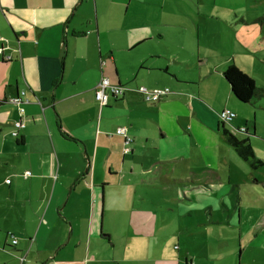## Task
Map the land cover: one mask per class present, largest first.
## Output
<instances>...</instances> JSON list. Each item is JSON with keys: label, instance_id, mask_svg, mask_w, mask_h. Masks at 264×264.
<instances>
[{"label": "crops", "instance_id": "obj_1", "mask_svg": "<svg viewBox=\"0 0 264 264\" xmlns=\"http://www.w3.org/2000/svg\"><path fill=\"white\" fill-rule=\"evenodd\" d=\"M172 4L0 0V49L9 47L0 54V264H264V210L239 203L229 218L197 220L184 206L155 205L149 187L157 182L136 171L133 149L130 157L122 152L118 128L149 149L156 125L165 130L158 115L174 114V99H194L179 89L195 84L179 76L193 68L157 49L166 37L178 45ZM263 13L231 26L258 31ZM230 65L220 72L229 99L239 109L255 104L262 93L250 103L232 93L224 77ZM103 77L128 88L104 107L95 94ZM140 88L167 94L147 101ZM22 91L26 126L15 138L21 115L11 100ZM217 118V134L236 151Z\"/></svg>", "mask_w": 264, "mask_h": 264}, {"label": "rangeland", "instance_id": "obj_2", "mask_svg": "<svg viewBox=\"0 0 264 264\" xmlns=\"http://www.w3.org/2000/svg\"><path fill=\"white\" fill-rule=\"evenodd\" d=\"M167 3H173L179 13L174 16L179 27H174L171 34L178 45L166 37L157 49L164 51V57L178 56L185 68H193L179 76L195 84L179 89H189L194 99H174L176 112L171 114L167 110L158 115L161 126H165L166 139L156 125L158 131L151 140L154 145L149 143V149L144 143L131 145L134 156L140 158L136 160V171L157 182L149 187L150 202L172 208L184 206L198 215L197 220L229 218V212L235 211L230 207L239 203L250 206L254 203L264 210V165L252 170L227 139L216 132L217 116L230 109L236 117L225 124L226 128L245 136L255 135L256 151L264 160V96L239 109L229 99L220 73L226 65L237 62L259 87L264 85V22L259 24L258 31H245L242 25L239 29L231 26L235 19L244 17L253 22L255 18L250 15L264 12V0H167ZM262 17L264 20V13ZM228 54L234 62L232 59L221 62L220 57ZM197 179L201 185H195L199 186L193 184Z\"/></svg>", "mask_w": 264, "mask_h": 264}, {"label": "built area", "instance_id": "obj_3", "mask_svg": "<svg viewBox=\"0 0 264 264\" xmlns=\"http://www.w3.org/2000/svg\"><path fill=\"white\" fill-rule=\"evenodd\" d=\"M3 39L0 35V40ZM9 47H2L0 49V54H4L5 49H8ZM6 60H11L12 56L7 55L5 56ZM128 88L122 86V85H116L113 84L109 78L103 77L99 83L96 86V99L99 101L100 105L102 107L107 106L109 104V100L111 97L120 98L122 97ZM139 91L145 95V98L147 101H158L162 96L167 94V91L159 90V91H149L146 88H140ZM23 95H25V91H22L16 98H13L11 100L14 104L19 106L20 120L15 122V130L12 132L13 137L18 138L20 130L25 128V119H24V112L25 109L23 108V103H25V100L23 99ZM236 117V114L231 110H224L219 114L220 121L227 124L231 123L234 118ZM244 130V129H243ZM127 128H118L116 133L118 135H122L125 140V148H124V154H128L131 151V147H129L130 143L132 142V139L128 137L127 135ZM32 173L30 171L25 172L26 177H30ZM10 179H7L6 182L10 183ZM17 241L14 240V243Z\"/></svg>", "mask_w": 264, "mask_h": 264}, {"label": "trees", "instance_id": "obj_4", "mask_svg": "<svg viewBox=\"0 0 264 264\" xmlns=\"http://www.w3.org/2000/svg\"><path fill=\"white\" fill-rule=\"evenodd\" d=\"M224 77L231 86V90L234 96L242 103H250L254 98L260 96L261 93L264 95V88L259 87L255 79L241 70L236 64L228 66V68L224 72ZM223 124L225 126V123ZM224 132L228 134L229 141L235 147L241 158L252 164L253 168H258L263 165L262 160H255L256 157L254 149L249 143V139L252 138L251 136H247L248 138L239 140L236 138V136L230 134L227 129H224ZM133 143L134 140H132L129 147H131ZM131 152L132 149L130 153Z\"/></svg>", "mask_w": 264, "mask_h": 264}]
</instances>
